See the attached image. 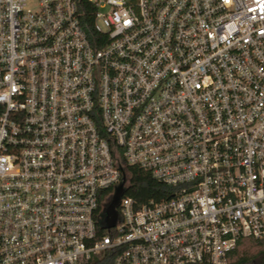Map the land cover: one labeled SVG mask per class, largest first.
Segmentation results:
<instances>
[{"label":"built area","instance_id":"built-area-1","mask_svg":"<svg viewBox=\"0 0 264 264\" xmlns=\"http://www.w3.org/2000/svg\"><path fill=\"white\" fill-rule=\"evenodd\" d=\"M87 4L0 0V264H227L264 240V0Z\"/></svg>","mask_w":264,"mask_h":264},{"label":"trees","instance_id":"trees-1","mask_svg":"<svg viewBox=\"0 0 264 264\" xmlns=\"http://www.w3.org/2000/svg\"><path fill=\"white\" fill-rule=\"evenodd\" d=\"M77 1L81 8H88L87 0ZM127 173L129 183L124 193L133 195L141 201L159 198L167 191L164 185L152 179L146 171L128 167ZM100 223L103 224V219ZM111 260L112 258L108 256L95 257L83 264H110ZM227 264H264V240L253 237L239 239L236 246L228 253Z\"/></svg>","mask_w":264,"mask_h":264},{"label":"water","instance_id":"water-1","mask_svg":"<svg viewBox=\"0 0 264 264\" xmlns=\"http://www.w3.org/2000/svg\"><path fill=\"white\" fill-rule=\"evenodd\" d=\"M122 189V184H119L116 188H115V192L112 196V199L110 201V203L108 204V206L106 207L105 210V217H104V226L105 227H110L113 226L116 220V210L115 207L118 203L119 200V196L121 194V190Z\"/></svg>","mask_w":264,"mask_h":264},{"label":"rangeland","instance_id":"rangeland-1","mask_svg":"<svg viewBox=\"0 0 264 264\" xmlns=\"http://www.w3.org/2000/svg\"><path fill=\"white\" fill-rule=\"evenodd\" d=\"M105 208H106V206H105ZM105 208L103 209V212H102V219L103 220H104V217H105V210H106Z\"/></svg>","mask_w":264,"mask_h":264}]
</instances>
